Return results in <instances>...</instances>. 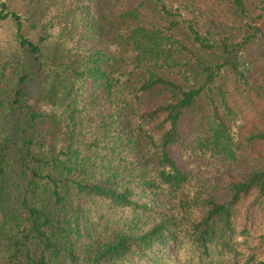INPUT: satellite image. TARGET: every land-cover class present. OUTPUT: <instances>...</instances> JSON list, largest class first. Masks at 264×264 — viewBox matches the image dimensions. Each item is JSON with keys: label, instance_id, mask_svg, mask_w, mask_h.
I'll return each mask as SVG.
<instances>
[{"label": "trees", "instance_id": "1", "mask_svg": "<svg viewBox=\"0 0 264 264\" xmlns=\"http://www.w3.org/2000/svg\"><path fill=\"white\" fill-rule=\"evenodd\" d=\"M0 35V264H264V0H0Z\"/></svg>", "mask_w": 264, "mask_h": 264}, {"label": "rangeland", "instance_id": "2", "mask_svg": "<svg viewBox=\"0 0 264 264\" xmlns=\"http://www.w3.org/2000/svg\"><path fill=\"white\" fill-rule=\"evenodd\" d=\"M2 37V35H0V38ZM212 164H208L207 166H205L203 169V174H205V176H208V177H211L212 175V171H211V168H212Z\"/></svg>", "mask_w": 264, "mask_h": 264}]
</instances>
